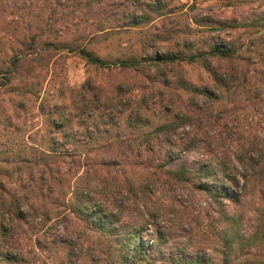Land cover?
<instances>
[{
    "label": "trees",
    "instance_id": "obj_1",
    "mask_svg": "<svg viewBox=\"0 0 264 264\" xmlns=\"http://www.w3.org/2000/svg\"><path fill=\"white\" fill-rule=\"evenodd\" d=\"M108 1L85 0L81 5L101 8L108 5ZM127 1L134 10L100 18L98 33L90 35L86 45L78 41L45 39L42 49L38 50L40 44L32 37L26 45V53L13 55L7 66L0 68V89L12 87L14 81L19 84L11 90L17 91L19 98L15 115L0 103V264L30 262L22 250L29 247L27 241L32 239L31 235L35 249L42 250V264H157L166 261L161 249L166 237L155 220L158 212H149L147 206L155 193L150 189L152 178L126 190L128 194L134 192L142 197L143 208L135 206L133 213L126 208L116 214L109 205L115 200L106 195L114 197V189L122 186L106 176L103 178L100 166L105 171L107 166L139 160L155 166L179 183L195 184L196 189L207 193L218 205L223 201L236 206L241 204L246 189L238 188L239 177L244 182L243 188H247L253 177L264 179V149L257 147L252 133L245 132L238 108H232L233 111L223 108L233 93H244L253 99L251 103L262 100L264 13L244 22L211 24L210 20L193 19L196 28L187 24L184 30L176 29V25L174 30L165 28L162 32H152L149 25L156 20V15L169 13L167 3ZM123 18L126 22L107 26L110 19L119 22ZM240 28H246L252 35L241 46L238 45L241 33L237 36L240 39L231 41L218 36L219 32ZM202 32L204 36L199 38ZM133 37H136L134 43ZM104 42H112L121 49H117L116 58L109 56L111 52L108 57L99 54L96 46ZM164 45H168L167 48ZM170 45L178 48L173 50ZM62 50L76 53L88 67L104 72V77L100 82L88 77L79 90L71 89L76 95L69 100L64 85L56 90L55 103L44 104L39 110L47 117L43 144L39 145L21 136V116L16 112L32 103L29 95L35 91L40 94V88L30 83L32 74L41 68L42 72L46 68L47 72L51 71ZM124 50L130 51L129 54ZM33 51L36 58H30L29 53ZM45 53L48 59L44 58ZM186 65L199 66L206 75H201L200 81L191 80L184 72ZM112 71L134 72L135 75L128 80L126 76L114 77L110 74ZM208 127L221 129L219 136L236 135L239 151L236 157L244 174L238 177V165L225 158L226 154H215L218 140L223 137L216 138L217 133L209 135L205 130ZM180 130L183 131L180 133ZM102 139L105 144H100ZM245 143L249 145L247 148ZM201 148L213 155L198 168L168 167L182 154ZM257 150L260 154L251 156ZM34 172L39 177H32ZM154 175L155 182L160 180V174ZM27 177L32 185L42 180L39 194L42 206L31 202L36 197V186L23 194L10 191L12 182L27 180ZM61 205L66 208L61 210ZM259 205L260 224L251 233H244L242 225L237 224L243 215L226 208L218 212L217 220L226 225L220 232L223 264H264V188L260 190ZM73 218L76 236L51 238L62 222L71 223ZM53 219L56 222L50 224ZM153 231L158 238L144 242L143 237ZM91 237L95 239L93 245L85 248V241ZM32 253V259H40L34 250L29 252ZM169 261L171 264L211 262L201 254L185 253L170 256Z\"/></svg>",
    "mask_w": 264,
    "mask_h": 264
},
{
    "label": "rangeland",
    "instance_id": "obj_2",
    "mask_svg": "<svg viewBox=\"0 0 264 264\" xmlns=\"http://www.w3.org/2000/svg\"><path fill=\"white\" fill-rule=\"evenodd\" d=\"M143 1L152 3L155 0ZM162 1L167 3L169 13L164 16L156 15V20L153 21L152 25H149L152 32H158V30L162 32L165 28L174 30L173 28L176 25V29L179 27L184 30L187 24L196 28L197 25L193 23V19L204 22L210 20L211 24L228 21L244 22L264 13V1L262 2V0ZM81 2L85 4V0H0V68H5L13 55L26 53V45L32 37L40 44L38 50L42 49L45 39L63 42L64 40H69L68 42L73 43H75L74 41H78L82 45H86L87 38L94 33H98L97 26L100 18H107V15L110 14L118 15L119 13L122 14L134 10L127 0H109L108 5L101 8L98 6L89 8L86 5H81ZM126 20L123 18L118 22L110 19V22H107V26H116V24L126 22ZM250 32L246 28H240L233 31L219 32L218 36L219 38L231 41L232 39H240L237 36L241 33L242 38L238 41V45L241 46L246 44L245 42L252 36ZM199 35V38H203L204 36L203 32ZM126 38H129V36ZM132 41L134 43L136 37H133ZM168 45H164V47L167 48ZM170 46L173 50L178 48L174 45ZM96 47L102 57H108V52H111L109 56L116 58L121 50L116 48L112 42L98 43ZM123 52L129 54L128 52L130 51L124 50ZM60 54V56H57V63L53 65L51 71L47 72L46 68V71L42 72V68L40 67L41 69L32 74L30 83L40 88V94L35 91V94L29 95L32 96V103L28 104L24 110L19 109L16 112L17 116H21L19 121L21 136L25 140L38 143L39 145L43 144L42 132L45 131V119L47 118L46 116L43 117L39 110L44 104L52 105L55 103L57 100L56 90L64 85L67 88L66 98L69 100V98L76 95V93L71 92V89L75 91L79 90L88 77H92L99 82L104 77V72L95 69L93 66L88 67L86 61L76 53L62 50ZM29 55L30 58H36L34 51L33 53H29ZM44 58H47V53L44 54ZM47 59L45 64L48 61ZM3 61L4 63H2ZM185 69L184 72L187 78L189 77L196 82L200 81L201 75H206L199 66L186 65ZM110 74L114 77L126 76L128 80H131L135 75L134 72L125 73L119 71H112ZM18 85L14 81L12 87L0 89L1 107L8 108V112H12L13 115H15L16 104L19 102V98L17 91L11 92V90ZM261 97V101L251 103L253 99L247 98L244 93H233L232 99L225 103L226 107H222L230 111H233L232 108H238V113L243 118L242 124L245 132L252 133V136H254L252 140L256 142L257 147L264 149V84L262 85ZM46 100H50V102L46 103ZM15 122L17 123V119ZM205 130L209 131V135L211 136H215L217 133L216 138L218 139L223 137L218 140L220 147H217L215 154L217 156H224L226 154L227 157L225 158L232 161V164L238 165V177L240 174H244V170L241 168V164L236 157V154L239 152L236 147V135H226L224 133L222 136H219V134L221 135V129L219 128L209 129L208 127ZM182 131L180 130V133ZM104 142L105 140L102 139L100 144H105ZM245 144L247 148L249 145ZM260 152L258 150L254 151L251 153V156H256ZM247 153L250 154V151ZM212 155L213 153H209L206 149L201 148L187 154H182L178 159L171 162L168 167L171 169H176L179 166L198 168L203 161L211 158ZM136 162L137 160L133 162L127 160L121 166L104 167L105 171H102L103 168L100 166L103 178L106 176L110 181L119 183L122 186V188L114 189L115 191L112 193L114 197L111 194L109 196L103 194L111 198L110 200H115L114 204H109L114 213L119 214V212L126 210V208H128L127 212L133 213L132 211L135 206L140 207V209L143 208V200H140L142 197H137L134 192L128 194L126 190L132 186H139L147 178H152L150 189L152 188V192L155 191V193H152L150 196L151 200L147 206L149 212H158L157 219L155 220L160 224V232L166 237V243H163V247L161 248L165 252L166 261L163 263L158 262L159 264H171L169 261L170 256L182 255L183 253L189 256L201 254L205 258H210L211 262L209 264H223V255L219 251L222 248L220 232L226 225L217 220L220 215L218 212L221 209L226 208L234 214L244 216L240 219L241 222H237L238 225H242L244 233L253 232V230L257 229L256 225L260 224L259 209L261 205H259V196L260 190L264 188V179L253 177L249 180L247 188H243L244 182L239 177L240 185L238 188L240 190L246 189V195H244L241 204L236 206L229 201H223L222 205H218L210 199L207 193L196 189L195 184L179 183L155 166L141 163L139 160L138 163ZM108 168H110L112 173L109 172ZM81 170L80 172L82 173L83 170ZM151 173L160 174L158 176L160 180L155 182L153 180L155 175L152 176ZM26 174H28L27 176L30 175L29 173ZM37 176L39 177L38 173L36 175L35 172L32 173V177L37 178ZM33 183L32 185L30 178L27 177V180L23 179L12 182V185H9V189L13 193L23 194L36 186V197L31 202L42 206V195H39L42 190V180ZM166 184L167 189H165ZM238 188L236 187L237 190ZM64 204L66 205V203ZM65 205H61L60 209L66 208ZM26 207L24 210L27 209ZM50 207H52L51 204ZM71 221V223L62 222V225L58 230L54 231L55 233L51 235V238L55 236L61 239L76 236L77 230L74 224L76 220L73 218ZM55 222L56 220L53 219L50 221V224ZM25 228L27 229L26 225L24 226ZM28 231L30 232V228H28ZM31 237L32 239L27 241L29 247L22 250L27 260L29 259L28 261H30L24 264H42V259H44L40 255L42 250L35 249L34 236L31 235ZM157 238L156 232L153 231L150 236L145 235L143 241L149 243L151 240ZM94 240L93 237L88 238L85 241L84 247L88 248L92 246ZM31 250H34V254L40 255L39 260L32 259L33 253L29 254Z\"/></svg>",
    "mask_w": 264,
    "mask_h": 264
}]
</instances>
